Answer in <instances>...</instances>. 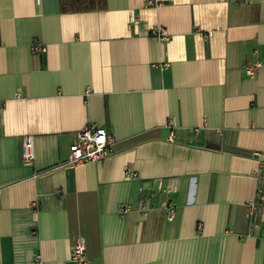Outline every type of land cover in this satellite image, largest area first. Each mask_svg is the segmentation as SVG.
<instances>
[{"label":"crops","instance_id":"obj_1","mask_svg":"<svg viewBox=\"0 0 264 264\" xmlns=\"http://www.w3.org/2000/svg\"><path fill=\"white\" fill-rule=\"evenodd\" d=\"M86 124L114 151L66 165ZM260 172L264 0H0V264H264Z\"/></svg>","mask_w":264,"mask_h":264},{"label":"built area","instance_id":"obj_2","mask_svg":"<svg viewBox=\"0 0 264 264\" xmlns=\"http://www.w3.org/2000/svg\"><path fill=\"white\" fill-rule=\"evenodd\" d=\"M157 35L160 38L166 39L169 34L166 29L160 28ZM33 50L46 51V45L40 42H34L32 44ZM258 64H252L246 67V72L250 76L256 74V68ZM168 140H174V131L171 132ZM115 137L103 126L98 124H86L77 132V138L70 146L69 159L66 165L77 166L86 164L89 162L101 161L104 157L111 154L114 151ZM23 158L24 161L33 163L35 159L34 139L32 135H27L23 142ZM125 176L127 178L137 176V173L126 169ZM142 190V188H140ZM167 210V216L169 219L173 218L176 213V206L173 202H167L165 204ZM130 209L128 204H121L119 206V212L125 213ZM149 206L143 202L138 207L143 213L149 211ZM264 213V172H260L258 175V194L257 198L248 204V214L251 219L253 228L259 227L258 217ZM70 260L76 264H86L88 262L87 257V245L84 236L78 238L73 244L70 250Z\"/></svg>","mask_w":264,"mask_h":264}]
</instances>
